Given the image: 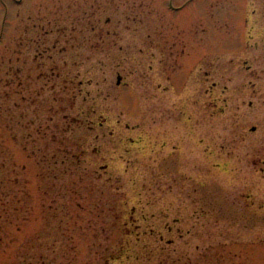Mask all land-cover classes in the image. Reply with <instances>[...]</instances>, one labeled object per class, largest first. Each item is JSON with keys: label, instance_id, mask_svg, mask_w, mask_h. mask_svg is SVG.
I'll list each match as a JSON object with an SVG mask.
<instances>
[{"label": "rangeland", "instance_id": "obj_1", "mask_svg": "<svg viewBox=\"0 0 264 264\" xmlns=\"http://www.w3.org/2000/svg\"><path fill=\"white\" fill-rule=\"evenodd\" d=\"M0 264H264V0H0Z\"/></svg>", "mask_w": 264, "mask_h": 264}, {"label": "flooded vegetation", "instance_id": "obj_2", "mask_svg": "<svg viewBox=\"0 0 264 264\" xmlns=\"http://www.w3.org/2000/svg\"><path fill=\"white\" fill-rule=\"evenodd\" d=\"M160 60L164 61V66H167V63H166V61H165V59H164V56H162V58H161ZM166 71H167V70H166ZM168 78H169V76H168Z\"/></svg>", "mask_w": 264, "mask_h": 264}]
</instances>
